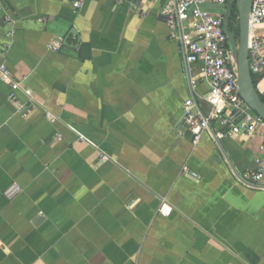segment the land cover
Instances as JSON below:
<instances>
[{
    "label": "crops",
    "instance_id": "obj_1",
    "mask_svg": "<svg viewBox=\"0 0 264 264\" xmlns=\"http://www.w3.org/2000/svg\"><path fill=\"white\" fill-rule=\"evenodd\" d=\"M0 6V264H264V130L193 144L182 106L208 88L160 0Z\"/></svg>",
    "mask_w": 264,
    "mask_h": 264
},
{
    "label": "built area",
    "instance_id": "obj_2",
    "mask_svg": "<svg viewBox=\"0 0 264 264\" xmlns=\"http://www.w3.org/2000/svg\"><path fill=\"white\" fill-rule=\"evenodd\" d=\"M85 0H70L72 7L78 10ZM141 0H132L133 7L138 9ZM160 16L168 29L169 39L177 41L184 59L187 71L197 65L202 81L207 85V93L198 98H188L182 106V115L188 132L192 135L193 144L198 143L201 135L209 131L211 123L221 125L228 135H243L252 137L258 130H264V121L254 114L240 98L236 85L237 69L235 61L228 50L226 37L222 26L226 6L234 0H160ZM211 6L210 8L205 7ZM2 7L0 6V13ZM5 19L10 21L9 16ZM248 60L252 77L264 78V0H251L249 12ZM53 49H56L54 46ZM4 55V53H2ZM10 80V73L4 62L0 61V81ZM198 80L189 78V85L194 92ZM12 93L9 98L14 100V91L18 83H11ZM19 113L25 117L27 107L18 105ZM45 118L54 122L49 114ZM60 139V137H57ZM264 152V141L258 147ZM262 174L245 172L239 181L255 187L248 180L257 182ZM246 180V181H245ZM257 188V187H255ZM20 191L12 184L4 196L10 200ZM171 208L161 203L158 214L168 216Z\"/></svg>",
    "mask_w": 264,
    "mask_h": 264
},
{
    "label": "water",
    "instance_id": "obj_3",
    "mask_svg": "<svg viewBox=\"0 0 264 264\" xmlns=\"http://www.w3.org/2000/svg\"><path fill=\"white\" fill-rule=\"evenodd\" d=\"M233 7L237 13V41L235 40L233 34L229 31V22ZM250 8L251 0H234V3H228L226 6L222 30L226 37L228 50L236 64V85L238 94L250 110L264 121V101L261 100L255 89L253 78L249 70L247 43L250 31Z\"/></svg>",
    "mask_w": 264,
    "mask_h": 264
},
{
    "label": "trees",
    "instance_id": "obj_4",
    "mask_svg": "<svg viewBox=\"0 0 264 264\" xmlns=\"http://www.w3.org/2000/svg\"><path fill=\"white\" fill-rule=\"evenodd\" d=\"M236 20V21H235ZM234 22H236L237 23V13H236V11H235V9H234V7H233V12L231 13V17H230V22H229V31L232 33V34H234V35H236V34H238V27H237V29H235L234 28ZM237 26H238V23H237ZM253 78V77H252ZM253 83H254V85H255V81H254V79H253ZM260 96V95H259ZM260 98H261V100L262 101H264V99L260 96Z\"/></svg>",
    "mask_w": 264,
    "mask_h": 264
},
{
    "label": "rangeland",
    "instance_id": "obj_5",
    "mask_svg": "<svg viewBox=\"0 0 264 264\" xmlns=\"http://www.w3.org/2000/svg\"><path fill=\"white\" fill-rule=\"evenodd\" d=\"M233 26H234L235 29H237V27H238L236 22H234V25ZM233 36H234L235 40L237 41V37H238L237 34L236 35L233 34Z\"/></svg>",
    "mask_w": 264,
    "mask_h": 264
}]
</instances>
